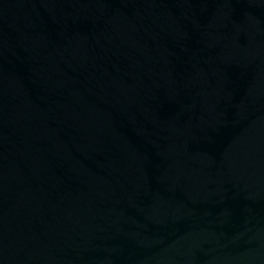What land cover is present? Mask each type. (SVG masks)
Returning a JSON list of instances; mask_svg holds the SVG:
<instances>
[{"label": "water", "instance_id": "water-1", "mask_svg": "<svg viewBox=\"0 0 264 264\" xmlns=\"http://www.w3.org/2000/svg\"><path fill=\"white\" fill-rule=\"evenodd\" d=\"M0 264H264V0H0Z\"/></svg>", "mask_w": 264, "mask_h": 264}]
</instances>
